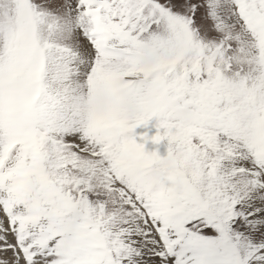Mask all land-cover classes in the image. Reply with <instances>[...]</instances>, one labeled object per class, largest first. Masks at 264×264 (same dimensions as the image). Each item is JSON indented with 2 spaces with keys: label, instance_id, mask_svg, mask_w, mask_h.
Listing matches in <instances>:
<instances>
[{
  "label": "snow or ice",
  "instance_id": "1",
  "mask_svg": "<svg viewBox=\"0 0 264 264\" xmlns=\"http://www.w3.org/2000/svg\"><path fill=\"white\" fill-rule=\"evenodd\" d=\"M0 264H264V0H0Z\"/></svg>",
  "mask_w": 264,
  "mask_h": 264
},
{
  "label": "rangeland",
  "instance_id": "2",
  "mask_svg": "<svg viewBox=\"0 0 264 264\" xmlns=\"http://www.w3.org/2000/svg\"><path fill=\"white\" fill-rule=\"evenodd\" d=\"M136 131H137L138 134H140V133H142V132L145 131V130H144V129H137ZM154 132H155V129H152V131H151L149 134H150V135H151V134H154ZM147 147L151 150L153 146L149 144ZM159 148H160V152H161V154H163V153L165 152V148H164V146L161 145V146H159Z\"/></svg>",
  "mask_w": 264,
  "mask_h": 264
}]
</instances>
